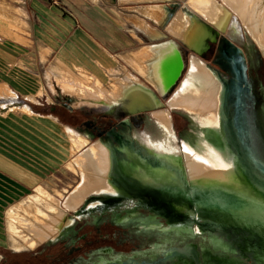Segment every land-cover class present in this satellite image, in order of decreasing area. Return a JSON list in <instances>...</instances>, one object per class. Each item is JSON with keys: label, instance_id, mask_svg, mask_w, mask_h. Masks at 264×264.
Listing matches in <instances>:
<instances>
[{"label": "bare ground", "instance_id": "6f19581e", "mask_svg": "<svg viewBox=\"0 0 264 264\" xmlns=\"http://www.w3.org/2000/svg\"><path fill=\"white\" fill-rule=\"evenodd\" d=\"M188 5L208 22L196 14L180 9L167 29L196 54H203L208 48V42L214 41L218 32L227 29L232 17L230 8L238 13L250 34L264 48V0H188ZM150 12L156 19L163 16V10L160 8H150ZM209 24L213 26L212 29ZM140 25L151 35H162L151 25L144 23ZM231 28L238 32L236 23H233ZM234 46L233 42L229 41L223 47V54H227L229 48ZM235 49L236 53L242 56V49L236 46ZM199 55L193 56L190 60L189 76L182 80L168 103L171 108L185 109L203 125L215 127L220 131L230 120L226 110L228 93L231 92L237 99V85L221 71L210 67ZM131 63L149 83L138 75L126 71L124 76L117 72L110 73L112 87L106 86L99 79L81 81L70 75L62 77L59 84L64 93L75 97L78 106L87 105L109 110L119 108L124 112L136 109L133 112L135 114L152 109L154 116L175 136L171 113L162 107L163 101L160 96H168L183 73L185 62L180 50L172 42L165 43L159 50L149 46L135 58L132 57ZM232 64L235 67L239 66L240 61L237 57L233 58ZM230 123L236 126L233 119ZM113 133L118 140L117 146L104 139L89 141L85 135L68 128L74 151L78 153L70 167L72 170H80L79 181L67 195H62L63 199L52 197L47 210H42L33 201L26 203L27 212L19 211L16 207L8 209L9 235H17L22 241L20 245L15 243L12 245L17 249L24 244L29 248H35L47 241L60 230L67 213L76 210L91 193L130 197L119 182L121 177L149 186L153 192L154 188H157L158 192H161L160 189H166L168 181L152 184L151 178L137 161L130 138L115 130ZM215 135L207 142H199L197 146L186 143L183 156L166 149L163 142L156 144L155 148L169 170L170 182L178 186L175 188L176 192H181L184 196L186 194L188 204L195 203L193 212L198 213L201 218L205 217L198 223L201 228L210 229L209 226H218L226 236L228 234L222 227L230 228L236 242L240 243V247L249 253L254 262L264 264V180L261 178L255 180L232 144L224 140L222 134ZM252 153L255 154L254 150ZM257 160L263 159L257 156ZM177 205L183 208L187 204ZM143 225L150 231H162L167 236L172 232L187 231L183 226L160 230L154 217L144 218ZM228 238L233 243L229 236ZM223 247L215 240L204 245L199 251L201 261L204 264H214L215 260L242 264L240 260L229 256ZM184 251L191 257L198 254L194 245H186ZM238 255L245 258L240 251ZM133 259L135 258H130L129 261ZM102 261L104 264L108 262L104 258ZM122 261L120 260V263L124 262Z\"/></svg>", "mask_w": 264, "mask_h": 264}, {"label": "crops", "instance_id": "0c3cea01", "mask_svg": "<svg viewBox=\"0 0 264 264\" xmlns=\"http://www.w3.org/2000/svg\"><path fill=\"white\" fill-rule=\"evenodd\" d=\"M187 6L188 0H0V248L9 247L8 209L48 187L74 151L68 120H79L80 133L93 137L106 120L127 119L76 106L62 77L110 85L111 72L130 71L147 81L132 57L168 42L180 50L184 72L186 57L195 54L167 27ZM154 7L163 10L160 19Z\"/></svg>", "mask_w": 264, "mask_h": 264}, {"label": "rangeland", "instance_id": "374dc122", "mask_svg": "<svg viewBox=\"0 0 264 264\" xmlns=\"http://www.w3.org/2000/svg\"><path fill=\"white\" fill-rule=\"evenodd\" d=\"M185 11L190 14H196L200 16L202 20L208 22V20L195 12L190 6H187ZM230 11L232 12L231 22L226 30L218 32L219 34L214 40L215 42L211 41V50L210 42H208L209 48L203 54H196L192 51V49L191 53L199 55V57L202 58L210 50L205 58H212L215 53L216 59L221 57L222 54V62L226 66L225 67L223 64V67H225L224 72L227 75L223 74L229 79H234L233 74L235 73H233V69L238 68L237 74L240 73V70L243 72V69H245V63L250 65L248 70L251 78L257 77L255 70L252 69L253 67L256 68L258 63H261V67L262 65L264 66V48L250 34L238 13L231 8ZM233 23H236L238 32H234L232 30L231 25ZM210 28L212 29L213 26L210 25ZM229 41H232L236 47H240L243 50L244 55L242 54V56H240L237 54L235 46L230 47L227 54H223V47ZM234 57H237L240 61L238 67H235L232 64ZM190 58L191 56H189V58L187 56L185 59V61L189 62V67L184 73L183 78L181 77L178 82L176 89L170 92L169 96L164 98V101L162 100V107L169 110L171 116H174L175 118L174 126L178 136L180 137L178 143L176 142V135L174 136L163 125V123L154 116V110L152 109H145L151 110V113H143L138 116L130 117V121L132 123L131 132L123 129V126L121 125L123 119L116 121L106 120V122L109 123H106L99 128V130L102 131L99 135L96 133L97 131H95L93 133V137L86 138L87 140L90 139L89 141L92 142L104 139L111 141L115 146H117L118 140L113 132L106 138H100L102 136H107V132L111 128L115 127L118 129L115 130L116 132H120L124 136H128L130 138L131 148L134 151L137 161L145 173H147L151 178L152 184L168 181L167 186H165L166 189H160L161 192H158V189L154 188L155 191L153 192L148 185V187H146L140 182H133L121 177V179L119 178L121 180L119 182L122 187L128 191V194L131 195L130 197L132 200H125L123 196L108 193H91L83 200L81 205L76 210H71L67 213L63 223L61 224L62 228L60 227V230H58L55 235L35 248H29L24 244V246L20 249H17V247L12 245V243L20 245L22 244V241L17 235H9L7 223L8 238L5 243L9 247L0 248V264H3L5 259H9L14 262L20 261L27 264H53L52 260L59 259L60 257H62L61 259L63 260L62 264H84L86 262H88L87 264H104L102 261L103 258L106 262L119 263L120 260H123L124 262H129L130 264H136L137 262L144 260L147 262L155 260L158 262L157 264H204L200 259L199 251L202 250L204 245L211 244L214 240L224 246L223 248L229 256L240 260L242 264H256L252 263V260L249 262L246 261L245 258H241L240 255H238L239 250L235 247L236 245L230 242L228 236L223 234V232L218 229V226H209L212 230H207L205 229L206 227H204V229L201 228L198 223L202 222V219L205 217L201 218L198 213L193 212L195 203L193 205L188 204V196L186 194L184 196L181 192H176L178 186H175L173 182H170L169 170H167L165 163L161 160V158H159L158 152L155 148L156 144L163 142L166 149L177 155L183 156V149L186 143H190L192 146H197L199 142H207L209 139L215 137V134L218 135L219 133L220 135L222 134L224 140L232 144L235 152L241 156L243 163H246H244V165L248 166H246V168H249L248 170L251 172L252 177L255 180L260 178L264 180V99L259 103L258 107L245 108L240 105L232 93L229 92L226 110L230 120H228L227 125H224L220 131H218L215 127L203 125L200 120L196 118L194 119L192 117L193 115L185 109H173L169 106V98L178 89L182 80L189 76ZM261 71L262 75H264V69ZM113 72L115 73V71ZM119 75L124 76L125 74L122 73ZM93 79L97 78L95 77ZM110 79L111 78L109 76L110 85L104 83L108 87L113 86ZM262 82L264 84V76ZM146 83L149 82L146 81ZM251 83H254L252 79ZM237 85L239 86H237L239 91L240 86L242 88L243 85H247V82L245 79L237 80ZM71 97L74 100V104L78 106L75 103V97ZM84 107L92 108L94 111L107 112L110 115L114 114L117 117L122 118L139 113H133L135 112L134 110L131 112H124L119 108L109 110L105 108L90 107L87 105H84L82 108ZM83 110L91 112L89 109ZM231 119L236 122V126L230 123ZM155 120L157 121L160 130L158 129ZM68 121L69 125H72V127H75L76 130L80 132V128H78L81 126V124L79 125L78 123L79 120ZM85 121L86 120L81 121L83 124L82 128H85L84 125L87 126ZM124 123L128 124V120H125ZM130 133L136 136L134 137ZM252 150H254L255 154L252 153ZM77 154L78 153L76 151L71 153L66 163L63 166H60V168L54 173V177H52L51 183L48 187L40 188L36 193L33 192L30 196L24 198L19 211L27 212L26 210H28V208L26 203H29L30 201L36 202L42 210H47L48 203L51 202L52 197L57 196L60 197V199H63V196L67 195L68 191H70L79 181L80 170H72L70 167V163L75 159ZM119 156L121 157V155ZM257 156L263 160H257ZM143 196L155 199L156 203L166 201L164 198H171L172 200L169 202H173L174 204H183V206L184 204H187L183 208L180 207V210L177 211H182L183 213L185 212L183 217L184 219L170 224L168 223V220L164 218H156L152 216L155 212L152 213L149 208L135 204V200H139L138 198ZM115 199H117V201L111 202ZM149 200L147 199L145 201L149 204ZM148 217L155 218L160 230L170 229L175 226H183L187 231L178 233L172 232L170 236H167V234L162 231H150L149 229L144 228L143 225V219ZM204 231H206V233H204ZM238 244L241 246L240 243ZM186 245L195 246L198 252L196 257L188 256V254L184 251ZM46 258L49 259L50 263L46 261ZM130 258L135 259L129 261Z\"/></svg>", "mask_w": 264, "mask_h": 264}, {"label": "flooded vegetation", "instance_id": "af4514ba", "mask_svg": "<svg viewBox=\"0 0 264 264\" xmlns=\"http://www.w3.org/2000/svg\"><path fill=\"white\" fill-rule=\"evenodd\" d=\"M243 40H245V39H243ZM217 41V40H216ZM215 42V41H214ZM211 43L212 42H210V50H211V48H212V45H211ZM243 44V43H242ZM225 46V45H224ZM208 49V48H207ZM206 49V50H207ZM209 50V51H210ZM208 51V52H209ZM224 51V50H223ZM223 51H222V53H223ZM243 51V50H242ZM207 52V53H208ZM207 53H206V55H207ZM243 55H244V53H242ZM206 55L205 56H203L202 58L205 60V62L210 66V67H212V68H215V69H218L219 71H221L222 73H224V74H226L225 72H224V68L226 67L225 66V64L222 62V59H223V55L221 54V57H219V58H217L216 59V54L214 53L213 54V57L212 58H205L206 57ZM244 61H245V56H244ZM188 61H187V63H186V65H187V67H188ZM223 64H224V66L225 67H223ZM249 64H246L245 63V69H243L244 71L243 72H241L242 70H240V73L239 74H237V71H238V68L237 69H233V73H235V74H233V76H234V79L233 78H231L230 76V78L233 80V82L237 85V80H246V82H247V85H243L242 86V88H241V86H240V90L238 91L239 93H238V102H239V104L240 105H242V106H244L245 108H247V107H258V105H259V103L264 99V84H263V82H262V79H263V76L264 75H262V69H264V66L262 65V67H261V63H258V65H257V67L255 68V67H253V69L252 70H255V72H256V74H257V77H253V78H251V75H250V72H249V70H248V68H249ZM188 68H186V70H187ZM186 70L183 72V74H182V78H183V76H184V73L186 72ZM251 71V70H250ZM252 72V71H251ZM227 75V74H226ZM251 79H252V81L254 82V83H256V84H254V83H251ZM180 81V80H179ZM178 81V82H179ZM178 82H177V84L174 86V88L171 90V92L173 91V90H175L176 89V86L178 85ZM238 86V85H237ZM239 87V86H238ZM238 87H237V90H238ZM242 92V93H241ZM169 96V95H168ZM163 97H167V96H163ZM168 99V98H167ZM246 105V106H245ZM163 106V105H162ZM133 110H136V109H133ZM133 110H129L130 112L131 111H133ZM143 113H145V114H147V113H151V110H144V111H141V112H139L138 114H136V115H134V116H138V115H140V114H143ZM111 115H113V116H115V117H117L116 115H114V114H111ZM133 115L131 116H126L127 117V119L126 120H128V124H125L124 123V121L125 120H123L122 121V123H121V125L123 126V129H125V130H129L130 132H131V129H132V123H131V121H130V117H134ZM194 119H195V117L194 116H192ZM196 119H198V118H196ZM174 120H175V118H174V116L172 117V123H173V129H174V131H175V135H176V139H177V143H178V140H179V136H178V134H177V132H176V129H175V126H174ZM199 120V119H198ZM114 121H116V120H114ZM155 122H156V124H157V121L155 120ZM144 125V124H143ZM142 125V126H143ZM157 126H158V129L160 130V127H159V125L157 124ZM201 128V127H200ZM114 130H118V129H116L115 127L114 128H111L108 132H107V136H105V137H108L109 136V134L110 133H112ZM145 133H147V132H145ZM145 133H143V134H145ZM132 136H136V135H133L132 133H130ZM137 142V141H136ZM149 200V202L151 203H147L145 200H147V199ZM125 200H132V198L131 197H125L124 198ZM124 199H118V200H124ZM139 200H135L136 202H135V204L136 205H138V206H144V207H146V208H149L150 210H151V212L153 213V212H155V213H153V215L152 216H154V217H156V218H164V219H166V220H168V223H170V224H172V223H175V222H178V220H182V219H184L183 217H184V215H185V212L183 213L182 211L181 212H177L176 211V207H177V204H174L173 202H169L170 200H172L171 198L170 199H167V198H164V199H166V201H161V203H156V200L155 199H151L150 197H146V196H144V197H139L138 198ZM115 202V201H117V199H115V200H112L111 202ZM108 205V204H107ZM188 216V215H187ZM186 216V217H187ZM209 229V228H208ZM204 233H206V231H204ZM246 258V261H249L250 262V260H252V263H255L254 262V259L253 258H251V257H245ZM88 262H86V263H84V264H87ZM158 262L157 261H141V262H137L136 264H157ZM230 264L228 261H226V262H220V261H218V260H215L214 261V264ZM107 264H130L129 262H123V263H116V262H107ZM257 264V263H256Z\"/></svg>", "mask_w": 264, "mask_h": 264}, {"label": "water", "instance_id": "95a60500", "mask_svg": "<svg viewBox=\"0 0 264 264\" xmlns=\"http://www.w3.org/2000/svg\"><path fill=\"white\" fill-rule=\"evenodd\" d=\"M179 210L180 208L177 206L176 211H179ZM207 230H212V229H207ZM222 230L228 234V236L232 239L233 244L236 245L237 249L242 253L244 257H250L249 253H247V251L244 248L240 247L238 242H236L235 235L230 228L224 226L222 227Z\"/></svg>", "mask_w": 264, "mask_h": 264}, {"label": "trees", "instance_id": "16d2710c", "mask_svg": "<svg viewBox=\"0 0 264 264\" xmlns=\"http://www.w3.org/2000/svg\"><path fill=\"white\" fill-rule=\"evenodd\" d=\"M204 60V59H203ZM181 77H182V75H181ZM181 77H180V79H181ZM179 79V80H180ZM50 242V241H49ZM62 257H60L59 259H54V260H52V262H53V264H62L63 262V260L61 259ZM46 261H48L49 262V259L48 258H46ZM50 263V262H49ZM3 264H27V263H24V262H20V261H18V262H14V261H12V260H9V259H5L4 260V263Z\"/></svg>", "mask_w": 264, "mask_h": 264}]
</instances>
